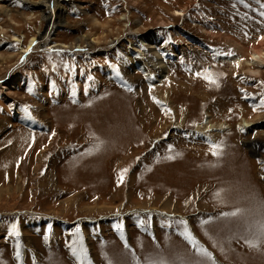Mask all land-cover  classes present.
I'll return each mask as SVG.
<instances>
[{"label":"rangeland","instance_id":"374dc122","mask_svg":"<svg viewBox=\"0 0 264 264\" xmlns=\"http://www.w3.org/2000/svg\"><path fill=\"white\" fill-rule=\"evenodd\" d=\"M40 1L0 0V264H77L67 247L77 229L92 264H134L133 253L141 264H192L176 223L185 218L215 264H264V245L246 242L264 219V70L245 64L264 51V9L256 0H55L62 25L23 52L45 28ZM153 35L160 82L138 41ZM206 115L227 128L195 132ZM210 143L222 146L218 156Z\"/></svg>","mask_w":264,"mask_h":264},{"label":"bare ground","instance_id":"6f19581e","mask_svg":"<svg viewBox=\"0 0 264 264\" xmlns=\"http://www.w3.org/2000/svg\"><path fill=\"white\" fill-rule=\"evenodd\" d=\"M67 1H72V0H67ZM56 1L55 0H44V1H40L38 2L36 5L40 6L41 7V18L43 20V22L45 23V28L42 29V31H39L38 34L39 36L37 38H30L27 46H26V49L23 50V52H27V50L29 51H32L33 49L34 50H37L39 48H41L43 45H44V41L46 39V37L48 35H50L54 28H56L57 26H60L62 25V21H61V18L63 16V13H62V9L59 8V5L55 3ZM44 4H47L45 9H43L44 7ZM62 10V11H61ZM178 13V12H177ZM176 13V14H177ZM183 14V13H182ZM125 19V20H128V16L127 15H124L122 17V20ZM160 26V25H159ZM162 26V25H161ZM159 35V34H158ZM50 38V37H49ZM139 38V37H138ZM13 40V39H12ZM15 40V39H14ZM149 42H145L144 40H138L139 41V44L141 46H144L146 49H148V52L150 53V56H147L146 57V60H154V62L152 61L151 64L154 68L158 69L159 70V73L157 76L154 77V79H157V82H160L161 80H159L160 78H163L165 76V73L167 72L166 71V65L164 64V62L162 61V57L159 55V53L157 52L156 50V45L158 44V41L157 39L154 37V35L149 38ZM57 46H60V47H66L65 45H52L51 48H54ZM113 46V45H112ZM47 47V46H46ZM78 48V47H77ZM47 50V49H46ZM111 50V49H110ZM184 50V49H183ZM256 50V49H255ZM102 51V50H101ZM61 52V51H60ZM99 52V51H98ZM97 52V53H98ZM173 52V51H172ZM180 52V51H179ZM95 53V52H94ZM108 53V52H107ZM110 53V52H109ZM142 53V52H141ZM174 53V52H173ZM188 53V52H186ZM111 54V53H110ZM76 55V54H75ZM184 55V54H183ZM220 55V54H218ZM223 55V54H221ZM185 56V55H184ZM23 58V57H22ZM143 59V57H141ZM218 58V57H217ZM26 59V58H25ZM221 60L225 61V62H228V63H237V64H240L242 61V58L240 57H227V55H225L224 57L221 58ZM146 63V62H145ZM147 64V63H146ZM245 64L246 65H249L252 66L253 68V71H251L250 73H253L254 75H257L259 73V69L262 68L264 70V51L263 52H259V51H253L250 53V57L248 60L245 61ZM142 64H138L137 66H141ZM19 66V65H17ZM142 67V66H141ZM140 67V68H141ZM143 68V67H142ZM148 71V70H147ZM146 71V72H147ZM150 72V71H149ZM249 72V71H248ZM264 72V71H263ZM148 74V73H147ZM10 75V74H8ZM150 75V74H149ZM253 75V76H254ZM145 77V76H144ZM255 77V76H254ZM257 77V76H256ZM6 78V77H5ZM11 79V80H10ZM9 80L11 81V83L15 86V81L17 80L16 77H12L10 78ZM153 79V82L152 83H155V80ZM8 80V77L7 79ZM5 81V80H4ZM9 81V82H10ZM142 81V80H141ZM152 81V80H151ZM8 84H6L7 86ZM9 86V85H8ZM12 87H8L7 89H10ZM6 89V87H5ZM7 92V91H6ZM5 92V93H6ZM103 94H105V92H103ZM165 96V95H164ZM18 117V113L17 111L13 112V115H12V118L15 119ZM180 123V122H179ZM253 124H248L247 122L245 121H242L241 122V128H249L251 127ZM177 126V125H175ZM180 127V126H179ZM196 127V126H195ZM176 128V127H175ZM227 128V126L224 124V123H211V121H209V117L208 115H206L203 119V121L201 122V124L197 125V128L195 129V132H199L200 134H205L210 132V131H214L215 133L216 132H222L224 131L225 129ZM192 132V131H191ZM189 134V133H188ZM192 134V133H191ZM218 134V133H217ZM216 134V135H217ZM201 137V136H200ZM208 137V136H207ZM212 137V135H211ZM206 138V136H205ZM210 139V138H209ZM215 141V140H214ZM113 144L116 143V141H112ZM108 144V142H107ZM254 146L256 147V145H252V147L254 148ZM21 158V157H20ZM17 164V163H16ZM8 180H9V177H8ZM59 220H62L64 221L65 219L63 218H59L57 217ZM185 220L187 221V219L185 218ZM188 224V223H187ZM241 232V231H240ZM133 249V248H132Z\"/></svg>","mask_w":264,"mask_h":264},{"label":"snow or ice","instance_id":"6c2138e0","mask_svg":"<svg viewBox=\"0 0 264 264\" xmlns=\"http://www.w3.org/2000/svg\"><path fill=\"white\" fill-rule=\"evenodd\" d=\"M241 3H244L245 0H240ZM257 4L260 5L261 9H264V3H261L260 0H256ZM261 16H264V11L260 12ZM231 55V53H229ZM197 75H201L200 73H197ZM204 79H206L210 84H216L217 81L213 78L212 74L209 73L208 69L204 70L203 73ZM218 86V85H217ZM264 103V101H262ZM210 147L213 149L212 154L213 155H219L222 146L215 143H210ZM171 148V146H169ZM171 159V157H168ZM125 172L127 170H124ZM124 179L123 173L119 176V181L122 182ZM240 210H236L229 213H224L225 216H237L240 215ZM177 226L181 229L180 235L184 238V240L192 247L193 254L197 257L196 260L192 262V264H215L214 258L212 254L204 248L202 245L198 243V241L194 238L193 234L189 231V228L187 226L186 221H176ZM209 221H202V224H207ZM116 230L118 232V235L120 236L121 240L125 242V248L129 251H131L129 245L126 242L125 233L123 231V228L121 225L116 226ZM249 231L251 232L252 236L251 239H248L246 242L249 244V246L252 247H260L261 245H264V219H261L260 221L256 222L254 226L249 227ZM74 239L71 241V243L67 244V247L70 250V253L74 260L77 262V264H92V261L89 258L88 250L84 246L83 238L80 234V230L77 229L75 233H73ZM45 240H47V237H45ZM16 259H21V245L19 241H17L16 244ZM132 258L134 261V264H141V261L135 256V254H132ZM109 264L111 262L109 261ZM143 264H168V261L165 258H154L152 256H148L144 258Z\"/></svg>","mask_w":264,"mask_h":264},{"label":"trees","instance_id":"16d2710c","mask_svg":"<svg viewBox=\"0 0 264 264\" xmlns=\"http://www.w3.org/2000/svg\"><path fill=\"white\" fill-rule=\"evenodd\" d=\"M137 130V129H136ZM241 243H242V241H241Z\"/></svg>","mask_w":264,"mask_h":264}]
</instances>
